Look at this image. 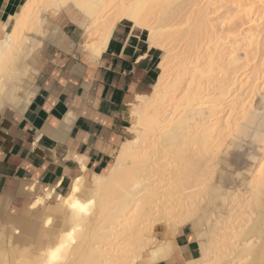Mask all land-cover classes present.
I'll return each mask as SVG.
<instances>
[{
  "label": "bare ground",
  "instance_id": "bare-ground-1",
  "mask_svg": "<svg viewBox=\"0 0 264 264\" xmlns=\"http://www.w3.org/2000/svg\"><path fill=\"white\" fill-rule=\"evenodd\" d=\"M256 2L264 11V0H24L0 23V111L22 113L37 93L39 50L64 36L58 13L82 30L89 60L123 19L161 50L152 91L130 106L133 136L108 169L81 162L66 193L60 180L20 183V206L0 225V264L157 263L185 225L198 253L181 264H264V56L245 63L264 29L231 22ZM219 6L229 7L220 24ZM161 224L170 238L154 235Z\"/></svg>",
  "mask_w": 264,
  "mask_h": 264
},
{
  "label": "crops",
  "instance_id": "crops-1",
  "mask_svg": "<svg viewBox=\"0 0 264 264\" xmlns=\"http://www.w3.org/2000/svg\"><path fill=\"white\" fill-rule=\"evenodd\" d=\"M23 1L0 0V23ZM61 29V45L48 42L44 51L37 93L28 106L22 113L11 106L0 111V200H7L9 208L20 206L16 191L21 182L60 180L56 189L62 192L81 162L93 172L108 169L119 144L133 136L130 106L138 95L152 91L160 73L161 50L151 47L145 29L126 19L115 25L95 60L84 57L78 26L68 21ZM192 235L187 225L180 228L172 239L175 254L152 264L196 257ZM146 258L139 264H151Z\"/></svg>",
  "mask_w": 264,
  "mask_h": 264
},
{
  "label": "rangeland",
  "instance_id": "rangeland-1",
  "mask_svg": "<svg viewBox=\"0 0 264 264\" xmlns=\"http://www.w3.org/2000/svg\"><path fill=\"white\" fill-rule=\"evenodd\" d=\"M245 1V0H244ZM244 1H241L240 0V3L241 4H244V3H247V2H249V0L246 2H244ZM255 4H256V6L259 8L260 6V8H259V10H261V12H263V13H261L259 10H258V8L255 6ZM255 4H253V7L255 6L256 8V10H258V13H257V11H255V9L253 8L251 11H250V9H248L249 7H247V8H245V9H247V10H243V12L241 11V13H239V14H237L236 16H233L232 18H231V22L233 23V22H235L234 24H238V22L240 21L239 19H237L236 17H238V18H240L241 19V22H243L244 24L242 25L243 27H241L242 29H244V31H245V29H249L248 30V32L250 31V32H253V33H258L260 30H263L264 29V15H258L259 13L260 14H264V11H262V4L260 3V2H256ZM220 5V4H219ZM220 7V6H219ZM222 7V6H221ZM219 8L217 11H216V13H214L212 16V19H215V21L213 20V22L214 23H218V24H220L219 22H221V20H222V18L224 17V15H222V14H225L224 13V11H227L228 9H229V7H227L226 9H224V8ZM246 7V6H245ZM231 8H233V7H231ZM230 8V9H231ZM252 8V7H251ZM254 12H256V13H254ZM66 13V11H64V14ZM244 13V14H243ZM247 13V14H246ZM254 13V14H253ZM72 15V14H71ZM70 14H69V17L71 16ZM257 15H258V17H257ZM244 16V18L242 19V17ZM215 17V18H214ZM252 17V18H251ZM217 19V20H216ZM221 19V20H220ZM248 20V21H246V20ZM251 19V20H250ZM53 20L55 21V22H57L59 25H60V27L61 28H63V26L69 21L68 20V18L66 17V15L64 16L62 13H58L57 15H56V17L55 18H53ZM218 20H220V21H218ZM234 20H236V21H234ZM237 20H238V22H237ZM231 23V25H233ZM240 23V22H239ZM252 31H251V30ZM253 30H255L256 32H254ZM258 31V32H257ZM263 33V31H261L259 34H258V36H257V38H258V40H257V38H256V42L257 41H259V43H258V45L257 44H254L256 47H254V45L253 44H251V45H253V47L251 46V48H247V50L249 51V55H247L246 57L249 59H247L246 57H245V59H243V61L245 62L246 61V59H247V61L245 62V63H247V65L249 64L250 66H255L257 63H260V61H262V57L264 56L263 55V53H264V44L260 47L259 46V44L261 43L262 44V42H264V33ZM261 34V35H260ZM261 37H263V39L261 38ZM262 41V42H261ZM260 44V45H261ZM47 45H48V43L47 44H45L39 51V59H40V63L38 64V68H39V66H40V64H41V62H42V60H43V57H44V51H45V49H46V47H47ZM60 46V45H59ZM250 47V46H249ZM263 47V48H262ZM254 49V50H253ZM263 49V50H262ZM253 51V52H252ZM255 51V52H254ZM263 51V52H262ZM241 54L240 55H244L243 54V52H240ZM251 53H252V55H251ZM243 57V56H242ZM251 57V58H250ZM262 58V59H261ZM261 59V60H260ZM254 61H255V63H254ZM246 65V64H245ZM247 66L246 68H248L249 67V69H251V67L250 66ZM258 65V64H257ZM36 81V80H35ZM67 190L68 189H66V190H64V191H60L61 193H66L67 192ZM0 225H6L5 223H7V219H5V218H7V215H15V208L13 207V206H11L10 208H9V205L7 206V204H8V201L6 200V202H3L2 200H0ZM6 203V204H5ZM7 208V209H6ZM6 212V216L4 215V213ZM4 215V216H3ZM4 221H6L5 223H4ZM188 228H189V230L192 232V234H193V231L191 230V228H190V226H188ZM165 232H166V236H164V234H165ZM154 235L157 237V238H159V239H166L168 236H169V232H168V230H167V226H166V224H161V225H158L155 229H154ZM194 235V234H193ZM192 235V236H193ZM182 263V262H181ZM180 263V264H181Z\"/></svg>",
  "mask_w": 264,
  "mask_h": 264
},
{
  "label": "snow or ice",
  "instance_id": "snow-or-ice-1",
  "mask_svg": "<svg viewBox=\"0 0 264 264\" xmlns=\"http://www.w3.org/2000/svg\"><path fill=\"white\" fill-rule=\"evenodd\" d=\"M129 19H134V17L133 16H131V14L129 15ZM74 207H80L81 208V210L83 211V210H85L82 206H80V205H73ZM60 252V249L59 248H57V249H55L54 251H52L51 253H50V259H51V261H56L57 260V258H58V253Z\"/></svg>",
  "mask_w": 264,
  "mask_h": 264
}]
</instances>
